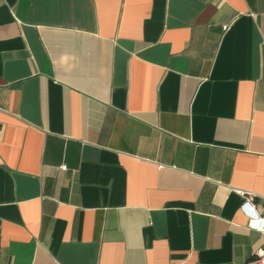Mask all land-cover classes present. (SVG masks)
<instances>
[{"label": "crops", "instance_id": "0c3cea01", "mask_svg": "<svg viewBox=\"0 0 264 264\" xmlns=\"http://www.w3.org/2000/svg\"><path fill=\"white\" fill-rule=\"evenodd\" d=\"M238 190L264 0H0V264H256Z\"/></svg>", "mask_w": 264, "mask_h": 264}, {"label": "built area", "instance_id": "2783aa9c", "mask_svg": "<svg viewBox=\"0 0 264 264\" xmlns=\"http://www.w3.org/2000/svg\"><path fill=\"white\" fill-rule=\"evenodd\" d=\"M228 30V26L224 27ZM66 171L67 167H62ZM238 193L245 198L244 208L247 209L249 218L248 229L258 232L263 237V244L255 251V263L264 264V196L238 190Z\"/></svg>", "mask_w": 264, "mask_h": 264}]
</instances>
